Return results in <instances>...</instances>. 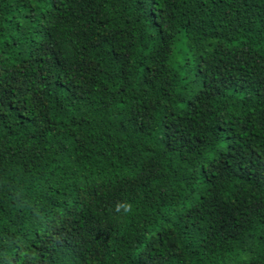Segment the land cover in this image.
<instances>
[{
  "label": "trees",
  "instance_id": "1",
  "mask_svg": "<svg viewBox=\"0 0 264 264\" xmlns=\"http://www.w3.org/2000/svg\"><path fill=\"white\" fill-rule=\"evenodd\" d=\"M0 264H264V0H0Z\"/></svg>",
  "mask_w": 264,
  "mask_h": 264
}]
</instances>
